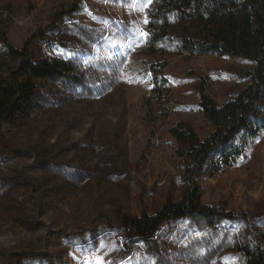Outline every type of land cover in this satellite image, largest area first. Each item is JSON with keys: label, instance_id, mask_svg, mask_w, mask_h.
I'll return each mask as SVG.
<instances>
[{"label": "rangeland", "instance_id": "obj_1", "mask_svg": "<svg viewBox=\"0 0 264 264\" xmlns=\"http://www.w3.org/2000/svg\"><path fill=\"white\" fill-rule=\"evenodd\" d=\"M151 0H0V68L29 44L34 61L86 65L101 85L42 86L32 112L0 132V264H245L244 248H264V126L236 144L232 167L199 180L206 220L179 218L152 239L125 216H156L185 192L184 159L170 134L192 124L214 129L201 88L218 106L251 83L252 59L189 56L167 50L168 102L151 98L147 11ZM7 40L10 44H7ZM103 64V66H102ZM264 121L260 114L257 123ZM229 215L231 217H224Z\"/></svg>", "mask_w": 264, "mask_h": 264}, {"label": "trees", "instance_id": "obj_2", "mask_svg": "<svg viewBox=\"0 0 264 264\" xmlns=\"http://www.w3.org/2000/svg\"><path fill=\"white\" fill-rule=\"evenodd\" d=\"M149 36L146 48L160 63L150 66L154 87L151 98L158 104L168 102L169 80L163 75L168 65L161 60L167 50L189 56H242L255 62L249 74L251 83L235 93L221 107L201 88V108L214 132L201 140L190 122L181 121L170 134L178 143V155L184 159L186 192L181 201L169 199L156 216H125L124 225L142 239H152L164 224L179 218L208 219L216 208L201 201L199 180L213 177L223 167H232L242 154L236 144L239 136L254 137L264 121V0H151L148 11ZM7 44H10L7 40ZM29 44L11 50L19 64L8 77L0 68V132L12 116L32 112L35 96L42 86L65 85L94 91L101 81L86 65L80 67L63 59L31 58ZM103 66V64H102ZM224 217H231L224 215ZM245 264H264V248H244Z\"/></svg>", "mask_w": 264, "mask_h": 264}, {"label": "snow or ice", "instance_id": "obj_3", "mask_svg": "<svg viewBox=\"0 0 264 264\" xmlns=\"http://www.w3.org/2000/svg\"><path fill=\"white\" fill-rule=\"evenodd\" d=\"M97 264H102V262H100V261H97Z\"/></svg>", "mask_w": 264, "mask_h": 264}]
</instances>
